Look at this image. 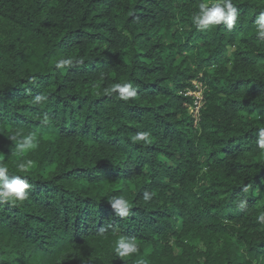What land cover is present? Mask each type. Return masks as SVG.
Instances as JSON below:
<instances>
[{
	"label": "trees",
	"instance_id": "trees-1",
	"mask_svg": "<svg viewBox=\"0 0 264 264\" xmlns=\"http://www.w3.org/2000/svg\"><path fill=\"white\" fill-rule=\"evenodd\" d=\"M200 2L0 0V163L34 185L0 208V264H264V0H233L237 25L206 31L191 20ZM67 57L83 63L56 69ZM193 80L197 126L181 94ZM126 82L134 99L105 93ZM28 131L39 147L21 155L7 137ZM119 195L127 218L108 203ZM120 236L139 252L117 258Z\"/></svg>",
	"mask_w": 264,
	"mask_h": 264
},
{
	"label": "clouds",
	"instance_id": "clouds-1",
	"mask_svg": "<svg viewBox=\"0 0 264 264\" xmlns=\"http://www.w3.org/2000/svg\"><path fill=\"white\" fill-rule=\"evenodd\" d=\"M240 19L238 7L233 3V0H201L198 5V11L194 12L191 20L197 31L210 30L214 26L223 24L227 30H232ZM255 30L259 39L264 40V11H261L254 21ZM83 63L82 60H73L71 57L62 58L56 61L55 68L64 70L66 67H72L76 64ZM101 78H104L103 75ZM138 85L134 86L132 82L114 83L111 88L105 89L107 95H118L119 99L129 101L134 99L138 94ZM48 97L44 94H37L33 97L35 105H44ZM50 117L47 113L44 114L42 123H49ZM15 142L16 150L23 155L29 151L39 147L38 135L35 131H28L26 134H21L19 137L13 135L7 137ZM134 142H143L144 144L151 143V133L140 131L132 138ZM257 146L264 150V128H260L257 134ZM34 162L28 160L17 165L19 173H28L33 167ZM251 184H246L242 189L248 192ZM34 189L33 183L30 182L26 175L10 174L9 168L0 163V208L8 205H14L18 202H23L30 198ZM145 201H151L153 193L145 190L142 194ZM108 203L115 211V215L120 218H127L131 215V205L123 196H114L108 198ZM248 205L247 199H240L237 207L241 210ZM257 222L264 224V212H261L257 217ZM105 229L101 228L100 233L103 235ZM114 252L117 258L124 260L133 254L139 252L137 240L134 237L120 236L115 242ZM138 264H144L139 261Z\"/></svg>",
	"mask_w": 264,
	"mask_h": 264
},
{
	"label": "built area",
	"instance_id": "built-area-1",
	"mask_svg": "<svg viewBox=\"0 0 264 264\" xmlns=\"http://www.w3.org/2000/svg\"><path fill=\"white\" fill-rule=\"evenodd\" d=\"M204 88L205 86L202 84V82L193 80L191 81L190 86L181 92L184 97H188L190 100L187 109L194 126L198 125L200 119Z\"/></svg>",
	"mask_w": 264,
	"mask_h": 264
},
{
	"label": "rangeland",
	"instance_id": "rangeland-1",
	"mask_svg": "<svg viewBox=\"0 0 264 264\" xmlns=\"http://www.w3.org/2000/svg\"><path fill=\"white\" fill-rule=\"evenodd\" d=\"M220 243V242H218ZM191 247H193L195 250H204V243L201 239H195L191 243Z\"/></svg>",
	"mask_w": 264,
	"mask_h": 264
}]
</instances>
